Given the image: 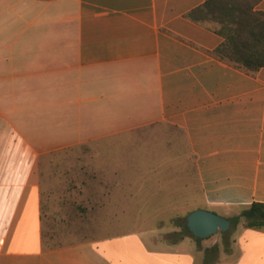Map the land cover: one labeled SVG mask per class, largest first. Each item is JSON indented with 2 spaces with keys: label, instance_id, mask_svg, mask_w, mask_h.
Here are the masks:
<instances>
[{
  "label": "crops",
  "instance_id": "obj_1",
  "mask_svg": "<svg viewBox=\"0 0 264 264\" xmlns=\"http://www.w3.org/2000/svg\"><path fill=\"white\" fill-rule=\"evenodd\" d=\"M202 3L0 0V264H264V226L239 217L264 204V68L213 55L222 37L186 17ZM257 9L264 17V0ZM147 129L141 141H184L200 198L190 212L230 229L47 246L42 158Z\"/></svg>",
  "mask_w": 264,
  "mask_h": 264
},
{
  "label": "rangeland",
  "instance_id": "obj_2",
  "mask_svg": "<svg viewBox=\"0 0 264 264\" xmlns=\"http://www.w3.org/2000/svg\"><path fill=\"white\" fill-rule=\"evenodd\" d=\"M144 133L150 130L42 158L41 213L47 246L136 232L161 231L173 241L187 235L183 220L200 203L192 158L181 138L167 147L161 141H141ZM181 179L190 182L187 190L181 189Z\"/></svg>",
  "mask_w": 264,
  "mask_h": 264
},
{
  "label": "trees",
  "instance_id": "obj_3",
  "mask_svg": "<svg viewBox=\"0 0 264 264\" xmlns=\"http://www.w3.org/2000/svg\"><path fill=\"white\" fill-rule=\"evenodd\" d=\"M262 0H203V3L186 14L192 22L202 25L223 41L213 51L219 60L246 73L254 74L264 68V17L257 9ZM248 228L264 226V204L253 203L240 216ZM238 218L231 220L232 226ZM181 225L191 238L193 235ZM198 240L197 238H195Z\"/></svg>",
  "mask_w": 264,
  "mask_h": 264
},
{
  "label": "water",
  "instance_id": "obj_4",
  "mask_svg": "<svg viewBox=\"0 0 264 264\" xmlns=\"http://www.w3.org/2000/svg\"><path fill=\"white\" fill-rule=\"evenodd\" d=\"M188 231L197 239H205L217 232L225 233L230 229V222L209 211L196 210L186 217Z\"/></svg>",
  "mask_w": 264,
  "mask_h": 264
}]
</instances>
